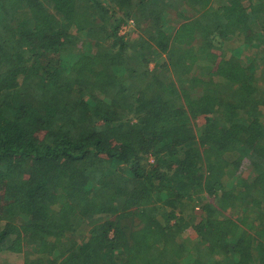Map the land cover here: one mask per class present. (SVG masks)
<instances>
[{"label":"trees","instance_id":"obj_1","mask_svg":"<svg viewBox=\"0 0 264 264\" xmlns=\"http://www.w3.org/2000/svg\"><path fill=\"white\" fill-rule=\"evenodd\" d=\"M263 66L264 0H0V264H264Z\"/></svg>","mask_w":264,"mask_h":264},{"label":"rangeland","instance_id":"obj_2","mask_svg":"<svg viewBox=\"0 0 264 264\" xmlns=\"http://www.w3.org/2000/svg\"><path fill=\"white\" fill-rule=\"evenodd\" d=\"M133 24V23H132ZM126 28V27H125ZM125 32V29H122V33H124ZM264 67V66H263ZM248 158H245V160H247ZM246 163H247V161H246ZM246 165V164H245ZM249 167H250V165H249ZM252 170H249L248 169V171L246 172V176H245V178H247V177H249V172H251ZM1 191L3 192V190L1 189ZM0 191V196H1V194H2V192ZM0 202H1V200H0ZM192 236L194 237L195 236V232L193 231V230H190L189 231V236H187L188 238H190V239H192ZM24 253H21V255L19 256V258L17 257V255L16 254H14V255H9V254H6L7 255V259L8 258H10L9 260L11 261V263L12 264H24V257H26V252H29V253H31L33 250L30 248L29 250H27V249H25L24 248ZM25 254V255H24ZM21 258V259H20Z\"/></svg>","mask_w":264,"mask_h":264}]
</instances>
